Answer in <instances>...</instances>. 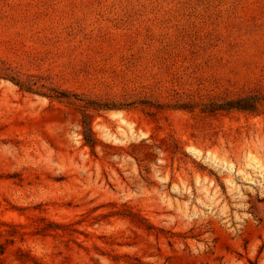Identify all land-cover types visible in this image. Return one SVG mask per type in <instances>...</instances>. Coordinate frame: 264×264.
<instances>
[{
  "label": "rangeland",
  "instance_id": "374dc122",
  "mask_svg": "<svg viewBox=\"0 0 264 264\" xmlns=\"http://www.w3.org/2000/svg\"><path fill=\"white\" fill-rule=\"evenodd\" d=\"M263 89L264 0H0V264H264Z\"/></svg>",
  "mask_w": 264,
  "mask_h": 264
},
{
  "label": "trees",
  "instance_id": "16d2710c",
  "mask_svg": "<svg viewBox=\"0 0 264 264\" xmlns=\"http://www.w3.org/2000/svg\"><path fill=\"white\" fill-rule=\"evenodd\" d=\"M8 77L14 84H16L17 86H19L20 88L29 91V92H35L41 95H45L47 97H67V93L66 92H59L56 90H52V92H50V94H45V92H37L38 90H36L33 87V83L30 82H24L21 80H18L12 76H6ZM74 95V94H72ZM262 102H264V89L263 90H259V91H253V92H249L247 94H244L242 96H238L235 98H230L227 99L223 102H215V101H211L208 103H203V107H202V111H208V112H214L217 110H242V111H252L255 112L257 110H259ZM91 103V102H90ZM93 103V102H92ZM145 103H150V102H145ZM95 105H99V104H95ZM174 107L177 108H181V109H190L192 108V104L187 103H178V104H173ZM106 108H110L109 106H105ZM83 135H84V139L86 141V143H88L89 145L93 146L95 144V137L93 136V133L91 131V127L89 123H86L85 121H83ZM4 250V246L2 243H0V253H2Z\"/></svg>",
  "mask_w": 264,
  "mask_h": 264
},
{
  "label": "bare ground",
  "instance_id": "6f19581e",
  "mask_svg": "<svg viewBox=\"0 0 264 264\" xmlns=\"http://www.w3.org/2000/svg\"><path fill=\"white\" fill-rule=\"evenodd\" d=\"M190 151H192V152H194V153H197L198 154V150L197 149H195V148H193V147H189L188 148Z\"/></svg>",
  "mask_w": 264,
  "mask_h": 264
}]
</instances>
